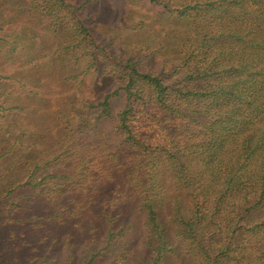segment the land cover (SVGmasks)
Wrapping results in <instances>:
<instances>
[{
	"label": "trees",
	"instance_id": "16d2710c",
	"mask_svg": "<svg viewBox=\"0 0 264 264\" xmlns=\"http://www.w3.org/2000/svg\"><path fill=\"white\" fill-rule=\"evenodd\" d=\"M91 1L0 0L4 70L14 67L26 31L32 37L43 28L65 32L60 53L82 50L88 68L103 61L115 80L100 99L88 102L96 118L111 117L113 103H119L116 128L124 141L143 159L161 161L187 194L186 203L174 201L173 234L185 243L184 253L198 264H264V0H143L187 29L180 58L153 70L133 55L110 53L97 39L79 16ZM25 20L30 28L21 31ZM21 134L5 131L10 150ZM25 172L16 181L0 176V218L17 221L13 216L26 207L21 191L38 188L48 175L38 177L37 164ZM154 206L148 205L147 214L157 237L150 256L156 264L176 243ZM21 245L10 256L0 253V262L19 263Z\"/></svg>",
	"mask_w": 264,
	"mask_h": 264
},
{
	"label": "rangeland",
	"instance_id": "374dc122",
	"mask_svg": "<svg viewBox=\"0 0 264 264\" xmlns=\"http://www.w3.org/2000/svg\"><path fill=\"white\" fill-rule=\"evenodd\" d=\"M79 16L110 53L133 55L144 69H167L180 58L186 26L143 0H92ZM28 20L21 31L30 28ZM29 33L18 39L11 70H4L6 49L0 53V77H9L0 78V176L16 181L34 164L38 177L48 175L20 193L32 210L25 207L13 216L17 221L0 218V253L10 256L21 243L17 264H153L157 237L147 214L153 203L176 243L156 264H198L173 234L174 201L186 203L187 194L161 161L143 159L124 141L116 128L119 103L108 118L97 119L89 107L115 84L106 64L88 68L82 50L60 53L65 32ZM8 129L22 133L15 150L4 138Z\"/></svg>",
	"mask_w": 264,
	"mask_h": 264
}]
</instances>
